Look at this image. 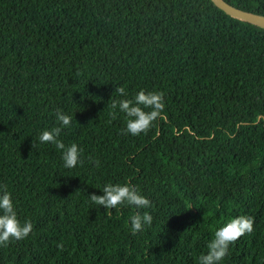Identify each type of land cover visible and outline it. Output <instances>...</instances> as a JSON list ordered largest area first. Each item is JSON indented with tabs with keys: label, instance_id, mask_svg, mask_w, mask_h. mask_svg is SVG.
I'll return each mask as SVG.
<instances>
[{
	"label": "trees",
	"instance_id": "obj_1",
	"mask_svg": "<svg viewBox=\"0 0 264 264\" xmlns=\"http://www.w3.org/2000/svg\"><path fill=\"white\" fill-rule=\"evenodd\" d=\"M141 89L163 93L165 119L123 134L111 102ZM57 109L75 168L39 143ZM108 183L148 198L152 225L132 235L136 209L92 204ZM0 186L33 225L0 264H198L239 215L254 230L220 264H264V27L213 0H0Z\"/></svg>",
	"mask_w": 264,
	"mask_h": 264
},
{
	"label": "clouds",
	"instance_id": "obj_2",
	"mask_svg": "<svg viewBox=\"0 0 264 264\" xmlns=\"http://www.w3.org/2000/svg\"><path fill=\"white\" fill-rule=\"evenodd\" d=\"M115 91L120 96H126L124 87H117ZM111 108L113 116L118 109L126 117V127L123 134L138 136L146 134L158 119H165L163 112L165 108L164 96L161 92L148 91L141 89L132 99L112 100ZM57 126L43 130L39 134L40 144H53L61 152V159L65 168H75L83 163L81 160L82 150L76 143L65 145L59 139L61 132L69 128L72 117L57 109L55 112ZM33 146V145H32ZM99 166V161H94ZM80 191V190H77ZM102 195L90 194L88 198L94 205L103 207L105 212L117 208L120 205H128L136 212L130 217V232L136 235L150 227L153 223V216L141 209L151 207V201L143 196L135 186L130 183L125 184H106L102 189ZM254 230V218L247 215H239L231 218L223 226L215 230L213 238L207 243V252L198 258V264H220L228 255L229 248L241 237L249 235ZM33 231L30 221L21 223L15 211L14 202L10 192L0 186V247H7L11 241H20L29 236ZM62 247V246H60Z\"/></svg>",
	"mask_w": 264,
	"mask_h": 264
},
{
	"label": "water",
	"instance_id": "obj_3",
	"mask_svg": "<svg viewBox=\"0 0 264 264\" xmlns=\"http://www.w3.org/2000/svg\"><path fill=\"white\" fill-rule=\"evenodd\" d=\"M213 2L223 9L230 16L248 21L257 25L264 27V15L248 11L242 8L235 6L227 0H213Z\"/></svg>",
	"mask_w": 264,
	"mask_h": 264
}]
</instances>
